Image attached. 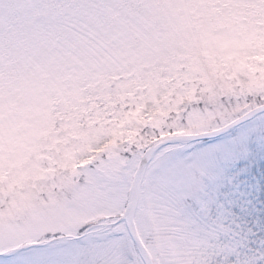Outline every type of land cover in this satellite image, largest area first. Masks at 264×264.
<instances>
[{
    "label": "snow or ice",
    "instance_id": "6c2138e0",
    "mask_svg": "<svg viewBox=\"0 0 264 264\" xmlns=\"http://www.w3.org/2000/svg\"><path fill=\"white\" fill-rule=\"evenodd\" d=\"M0 264H264V0H0Z\"/></svg>",
    "mask_w": 264,
    "mask_h": 264
}]
</instances>
